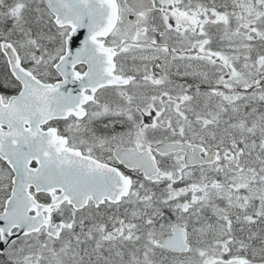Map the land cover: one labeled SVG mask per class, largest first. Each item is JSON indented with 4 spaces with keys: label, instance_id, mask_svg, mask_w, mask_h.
Instances as JSON below:
<instances>
[{
    "label": "snow or ice",
    "instance_id": "1",
    "mask_svg": "<svg viewBox=\"0 0 264 264\" xmlns=\"http://www.w3.org/2000/svg\"><path fill=\"white\" fill-rule=\"evenodd\" d=\"M0 264H264V0H0Z\"/></svg>",
    "mask_w": 264,
    "mask_h": 264
}]
</instances>
